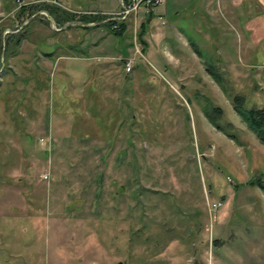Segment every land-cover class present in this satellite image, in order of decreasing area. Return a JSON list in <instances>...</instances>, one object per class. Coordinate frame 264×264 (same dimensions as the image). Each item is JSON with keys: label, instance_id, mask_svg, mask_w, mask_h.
<instances>
[{"label": "rangeland", "instance_id": "1", "mask_svg": "<svg viewBox=\"0 0 264 264\" xmlns=\"http://www.w3.org/2000/svg\"><path fill=\"white\" fill-rule=\"evenodd\" d=\"M187 1L167 0L172 35L152 58L141 12L121 36L81 27L85 13H119L118 0H0V264H264V192L249 184L264 181V146L231 105L264 108V30L218 0L214 27ZM103 40L122 70L134 63L120 102L99 66L110 61L88 54ZM86 113L74 144L56 121Z\"/></svg>", "mask_w": 264, "mask_h": 264}, {"label": "crops", "instance_id": "2", "mask_svg": "<svg viewBox=\"0 0 264 264\" xmlns=\"http://www.w3.org/2000/svg\"><path fill=\"white\" fill-rule=\"evenodd\" d=\"M166 3H167V0L164 2L163 6L155 7L152 10V18L149 21L150 31H149L148 35H146L147 37L145 38V40L147 39V43H146L147 49H146L145 55L148 54L149 56H152V58H154L155 55H158V53L156 52V48L161 47V45L163 43H166V41L168 39H170V37L168 39L166 37L167 36V30L170 31L169 32L170 36L172 35L171 28L167 27V24L164 20V16H166L167 9H168L166 6ZM210 3H211V0H188L186 3V8H191L193 6V4L194 5L196 4L194 10H197V9L200 10V12L203 15H205L208 18L209 22L215 27V25L217 24V26H218L219 23L217 20L216 21L213 20V17L216 15V13H215L214 9L209 8ZM216 10H217V12H220L223 15L228 13L229 15L234 16V17L240 16V13H242V12L248 13V14L254 12L256 14L255 18L252 19L251 22H249L247 24V28L249 30H251L254 34H256L257 29H260V25H261V29L264 30V19H263L262 23L259 22V19L263 15V12H264V0H218ZM117 13H118L117 11L116 12L115 11L101 12V13H97V12L92 11L91 13H85V14H91V15L100 14V15L105 16L108 14L110 15V14H117ZM141 17H143V18L145 17V19H146V16H145L143 11H141ZM143 18H140L139 21L141 22L143 20ZM144 22H145V20L142 23H144ZM86 26L89 28L91 27L90 29H92V30H95V29L100 30L99 28L93 27L94 24H89ZM152 28H155L154 32H152ZM161 28H162V30H161ZM103 29L104 28H102V31H103L102 32L103 33L102 39H103L104 35H105L104 38L107 37L106 36L107 31L105 32L104 30H106V29H104V30ZM89 45L90 46H89L88 54H92L94 56L93 58H96L97 60L110 61V63H108L107 68H105V66H104L102 69V66L105 65V63L99 64V66L101 67L100 70H102V71H104V69H107L106 77L108 78L109 81L113 80V84L110 83L111 89L108 90L107 95H109L111 100H114V102L116 100H118V102H120L119 99H117V97L120 96L119 95L120 93H117V91L115 89L118 88L117 86L120 85L122 82V80L120 78H121V73H123V70H122V67L120 66L119 61L124 60L125 57H122L121 55L116 54L114 52H109V51L106 52L105 48L112 47L114 45V44H112L111 41L103 40L99 44L96 42H93L91 44L89 43ZM84 48H86V47H84ZM262 51L264 53V50H262ZM246 54H247V56L249 55V50L246 51ZM253 54H254V52H253ZM92 55H90V56H92ZM73 56H76V55H73ZM79 56H81V55H79ZM81 60H84V59H81ZM230 68H231L230 71L234 72L237 75H240L238 72H242V70L240 68H236L234 66L230 67ZM257 68H258L257 73L258 72L264 73V65H258ZM200 69H202V71H203V68H200ZM185 70H187V69L185 68ZM203 73H208V70H204ZM182 79H184V78H182L181 76L177 77V81L178 80L181 81ZM59 106H62V105H59ZM232 108H233V105H232ZM258 109H261V108H258ZM262 109H264V108H262ZM60 110H62V109H60ZM233 111H234V109H233ZM58 112H60V111H58ZM85 116H88L89 119H87V118L85 119L84 115L82 116L81 114L76 116V117L74 116L73 119H70V122H65L63 120V118H58L56 121V127L60 128L62 126H66L68 128L67 133L70 131V135H68L67 137L71 138L73 140L74 144L77 142L82 143V141L78 140V139H80V137H79L80 132L78 133L77 127L78 128L83 127V126L86 127V125L84 124L85 123L84 121L90 123L91 119H90L89 115L86 113ZM114 116L115 115H113V118L111 119V121H109L110 124L109 125L107 124L108 126L113 125V127H117L119 125V121H120L119 117H114ZM202 119L205 120V117L203 115H202ZM92 122H93L92 125L96 126L95 121L92 120ZM89 125L91 126V124H89ZM96 127L99 128V126H96ZM45 128L46 129L44 132H46V131L48 132L49 126L46 123H45ZM116 133L120 136L118 141H120L122 143V147H121V151H120V157L122 159L125 158L127 160L126 165H127V168H129V158L131 157V150H130V141L128 139V134L126 133V131L124 129H122L120 131L118 130ZM81 134H84V132L82 131ZM67 137H65V138L67 139ZM75 137H76V139H75ZM56 147H57L56 153H58L57 157L60 159L61 155L63 156L64 148L60 145H58ZM73 150H71V151L74 154L82 151V150L78 151V150L74 149V147H73ZM122 166H124V162H122ZM49 168L50 169L52 168L51 163H50Z\"/></svg>", "mask_w": 264, "mask_h": 264}, {"label": "trees", "instance_id": "3", "mask_svg": "<svg viewBox=\"0 0 264 264\" xmlns=\"http://www.w3.org/2000/svg\"><path fill=\"white\" fill-rule=\"evenodd\" d=\"M126 1V0H125ZM152 7H149L146 13V19L145 22L141 24L140 27H143L147 25V23L152 18ZM111 16H104L100 14L95 15H84L81 17V25L82 28H89L86 25L88 24H95L104 26L108 33L115 35V36H121L126 32L127 28V22H116L114 20H111ZM68 21H71L70 19ZM103 22L102 24H100ZM143 43V41H142ZM232 105L233 109L236 113V115L240 118V120L245 124L246 128L252 132L259 143L264 146V109H258V108H251V109H245L244 108V101L242 97H234L232 99ZM223 115V111L218 108L214 107L212 109L211 115L209 114L210 119L219 118ZM219 130V128H217ZM230 138V137H229ZM252 186H257L261 191L264 192V181H261L259 179L255 181L249 182Z\"/></svg>", "mask_w": 264, "mask_h": 264}, {"label": "built area", "instance_id": "4", "mask_svg": "<svg viewBox=\"0 0 264 264\" xmlns=\"http://www.w3.org/2000/svg\"><path fill=\"white\" fill-rule=\"evenodd\" d=\"M121 10L119 13L117 14H112V20L116 21V22H123V21H127L128 19H134L136 18L137 14L141 11L144 12V14L147 13V10L149 7H152L153 9L155 7H160L163 6L164 4V0H118ZM138 52V49H137ZM132 60H130L129 62H125L124 66H123V71L125 74H129L132 70ZM41 179L44 181L48 180V176L47 175H43L41 176ZM207 207L212 208V209H217L220 204H210L209 202H207Z\"/></svg>", "mask_w": 264, "mask_h": 264}]
</instances>
